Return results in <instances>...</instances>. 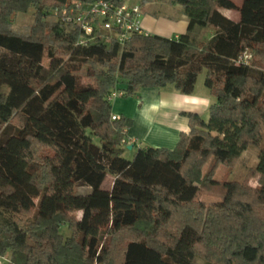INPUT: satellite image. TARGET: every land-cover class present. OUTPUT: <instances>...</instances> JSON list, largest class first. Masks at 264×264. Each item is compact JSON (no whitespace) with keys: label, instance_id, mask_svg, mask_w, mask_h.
Returning <instances> with one entry per match:
<instances>
[{"label":"trees","instance_id":"obj_1","mask_svg":"<svg viewBox=\"0 0 264 264\" xmlns=\"http://www.w3.org/2000/svg\"><path fill=\"white\" fill-rule=\"evenodd\" d=\"M71 1L93 0H0V131L13 129L0 137V207L18 216L0 222V257L8 255V264H194L196 256L264 264V0H171L187 16L185 33H133L123 45L77 44L79 27L52 14ZM30 6L28 34L11 31L12 15ZM220 8L238 10L239 19ZM196 28L210 37L199 38ZM244 52L250 61L237 63ZM203 69L215 98L208 119L182 111L189 129L173 148L148 146L124 158V147L136 146L127 137L133 121L111 118V92L129 97L169 84L190 94ZM249 147L258 148V162L243 181L215 179ZM107 174L114 180L104 189ZM81 185L89 192L77 193Z\"/></svg>","mask_w":264,"mask_h":264},{"label":"crops","instance_id":"obj_2","mask_svg":"<svg viewBox=\"0 0 264 264\" xmlns=\"http://www.w3.org/2000/svg\"><path fill=\"white\" fill-rule=\"evenodd\" d=\"M220 10L226 15L221 8ZM179 15V28L172 31L173 37L184 33L188 26L187 16L184 13ZM155 23L156 20L148 16L142 20V25L147 31L149 30L148 28H153L152 24ZM157 26L154 29L156 30L155 32L160 30V27L157 29ZM148 32L150 33V31ZM171 36L169 35L167 38ZM209 37L210 35L206 39ZM203 72V78L205 79L206 70L203 69ZM196 82L193 89L194 92L190 94H183V92L175 90L172 85L168 84L162 88H142L135 95L112 99V114L125 116L133 121L132 126L127 130L129 143L136 142L138 148L150 146L171 149L177 143L179 133L182 131L187 132L189 129L188 118L181 114L182 111L195 112L202 119L207 120L208 108L215 101V98L210 95L207 87L196 91ZM141 141L145 142V145ZM133 154L131 153L132 156Z\"/></svg>","mask_w":264,"mask_h":264},{"label":"rangeland","instance_id":"obj_3","mask_svg":"<svg viewBox=\"0 0 264 264\" xmlns=\"http://www.w3.org/2000/svg\"><path fill=\"white\" fill-rule=\"evenodd\" d=\"M123 1L128 5H135V4L139 5V10L142 16L141 21L143 20V18L145 19L147 16L156 20L155 24L158 25L157 29L160 27L159 32H155L156 31L154 30L156 29L155 24H152L153 28H148L149 29L148 31H150V33H152L153 35H159V36L166 37V38L169 37V35H172L171 37H173V34H171L172 31H175L176 29L179 28V24H180L179 14L183 13V10H181L183 8L181 5L171 4L170 3L171 0H123ZM233 1L239 5L242 2V0H233ZM222 11L231 20L236 21L239 19V11L236 9H231V10L222 9ZM33 13H34V8L30 6L26 12H17L13 14L12 15L13 17H11V19L9 20L10 30L20 35L28 34L29 29L32 26L33 21H34V17L32 16ZM194 32L199 33L198 34L199 38L201 37L207 38L208 34L210 33V32L206 33L204 30H199V28H196ZM49 62H50V59H47L45 57L42 59V64L44 66L48 65ZM82 73H83V70H82ZM203 74L204 72L203 70H201L196 77L197 78L196 89H195L196 91H200L205 88V85L203 83L204 81ZM1 91L8 92V89L4 85V86H1ZM194 103L196 102L194 101ZM12 133H13V129L10 126H6V127H3L2 130L0 131V137L3 139L11 135ZM92 140L93 142L98 143V140L96 138H93ZM141 143L145 145V142L141 141ZM262 143L264 144V135H263ZM135 145H137L136 142H135ZM124 149L125 150L123 153V157L126 159H132L133 156L131 155V153H135L137 149L139 148L138 146H135L133 148L128 149L126 146L124 147ZM257 162H258V148L249 147L242 153L240 159L235 164V166H233L232 168L226 169V167L220 166L215 172L216 173L215 179L216 180L238 181V182L243 181L246 177V173L249 172L248 170L250 168L255 167ZM32 166L33 167H31V170L36 168V165L35 166L32 165ZM206 168L207 167H205L202 170V172H204ZM113 180H114V176L112 174H107L105 176V179L101 187L104 189L111 188ZM250 183L253 186H255L256 184L254 180H251ZM89 190H90L89 187L85 185H81L77 187L76 192L85 194L89 192ZM201 199L207 202L213 201V198L207 195H202ZM76 214L78 217L81 216L80 212H77ZM17 218L18 216L14 214L12 211L0 207V222L11 224L13 223L12 221L16 220ZM61 233H63L64 236H68L70 234V231L66 228L65 224L61 227ZM193 262L194 264H210L198 256L194 258ZM0 264H8V255L2 258L0 257Z\"/></svg>","mask_w":264,"mask_h":264},{"label":"built area","instance_id":"obj_4","mask_svg":"<svg viewBox=\"0 0 264 264\" xmlns=\"http://www.w3.org/2000/svg\"><path fill=\"white\" fill-rule=\"evenodd\" d=\"M52 14L65 24L79 27L81 32L77 41L79 45H87L98 40L105 42L114 40L123 45L133 33L149 34L142 25V16L137 4L128 5L125 2L116 4L111 0H93L89 3L71 1L54 8ZM250 58V52H244L236 62L248 63ZM122 96H124L122 90H114L108 96V100ZM111 118L118 119L119 116L111 114Z\"/></svg>","mask_w":264,"mask_h":264},{"label":"water","instance_id":"obj_5","mask_svg":"<svg viewBox=\"0 0 264 264\" xmlns=\"http://www.w3.org/2000/svg\"><path fill=\"white\" fill-rule=\"evenodd\" d=\"M132 147H133L132 145H128V146H127L128 149H130V148H132Z\"/></svg>","mask_w":264,"mask_h":264}]
</instances>
